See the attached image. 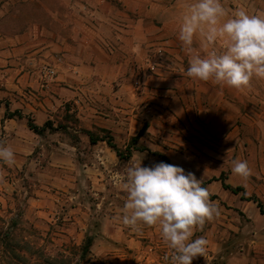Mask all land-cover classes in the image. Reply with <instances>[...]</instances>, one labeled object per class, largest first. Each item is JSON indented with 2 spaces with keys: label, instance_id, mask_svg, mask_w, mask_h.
<instances>
[{
  "label": "rangeland",
  "instance_id": "rangeland-1",
  "mask_svg": "<svg viewBox=\"0 0 264 264\" xmlns=\"http://www.w3.org/2000/svg\"><path fill=\"white\" fill-rule=\"evenodd\" d=\"M157 47L135 70L130 91L104 82L81 85L77 102L49 109L41 118L45 130L30 131L23 149L4 137L7 112L3 116L0 104V145L15 157L11 166L0 162V264H171L173 250L158 226L133 229L121 222L126 169L133 162L141 161L142 167L162 162L153 154L194 172L218 207L219 215L194 232L192 239L203 237L207 245L192 264H264V213L221 185L243 188L264 210V105L239 102L236 112L229 102L218 107L187 95L181 82L187 78L184 61L175 59L180 69L164 51L157 65ZM50 58L41 70L52 67L55 75L43 90L58 74L59 58ZM158 77L172 80L164 87L170 95L156 92L152 80ZM0 91L9 92L2 78ZM88 132L100 139L110 136L125 156L131 147L130 155L119 159L105 141L91 144ZM233 159L247 161L252 170L247 180L232 172ZM88 237L91 246L82 258Z\"/></svg>",
  "mask_w": 264,
  "mask_h": 264
},
{
  "label": "crops",
  "instance_id": "crops-1",
  "mask_svg": "<svg viewBox=\"0 0 264 264\" xmlns=\"http://www.w3.org/2000/svg\"><path fill=\"white\" fill-rule=\"evenodd\" d=\"M187 3L0 0V78L9 88V92L0 91V104L4 106L1 113L20 114L4 118L2 129L9 133L4 137H12L14 144L23 149L31 138L27 120L31 118L41 127V118L49 114V109L63 101L77 102L83 84L90 87L104 82L130 91L135 70L144 65L147 52L157 46L173 56L175 66L187 69L190 57L178 39L180 17ZM223 4L229 11L244 8L250 14H264V0H223ZM52 54L59 58L58 74L55 82L43 90L41 64L51 60ZM175 59L184 61V65ZM181 82L186 85L187 95L201 96L218 107L229 102L236 112L239 102L264 105V79L254 77L244 91L188 76ZM152 85L159 95H170L164 87L172 85V80L158 77ZM124 93L127 98L131 96ZM6 100L9 103L5 104Z\"/></svg>",
  "mask_w": 264,
  "mask_h": 264
},
{
  "label": "clouds",
  "instance_id": "clouds-1",
  "mask_svg": "<svg viewBox=\"0 0 264 264\" xmlns=\"http://www.w3.org/2000/svg\"><path fill=\"white\" fill-rule=\"evenodd\" d=\"M178 39L190 57L189 78L212 81L238 91L250 87L252 79H264V14L244 8L229 11L223 0H188L179 23ZM0 162H15L12 149L0 145ZM232 172L247 180L252 170L247 161L233 159ZM127 193L123 225L158 226L173 254L171 264H192L203 256L207 241L192 239L194 232L219 215L210 193L194 172L164 162L126 169Z\"/></svg>",
  "mask_w": 264,
  "mask_h": 264
},
{
  "label": "trees",
  "instance_id": "trees-1",
  "mask_svg": "<svg viewBox=\"0 0 264 264\" xmlns=\"http://www.w3.org/2000/svg\"><path fill=\"white\" fill-rule=\"evenodd\" d=\"M5 116H6V118H12L14 116L20 117V114L18 112H13V113L7 112V114ZM46 125L47 124H44V126L38 127L35 124H33L31 122V120H29V119L27 120L28 129L30 131H32L33 133H35V134H40L42 131H44ZM87 136L89 137V140H90L91 144H95L98 141H105L106 144L115 152L116 156L119 159L126 158V157H128L130 155L131 147H127L126 148L125 151L127 152V156H125L124 152L116 147V145L114 144V142H113V140H112V138L110 136H107L105 139H103V138L100 139V138H97V137L93 136V134H91L90 132L87 133ZM136 141H137V136L132 139L131 144L135 145L134 143H136ZM135 150L145 151V149H143V148H137ZM153 155L158 156L162 160V162H164L166 164H170V161H169V159L167 157H165V156H163L161 154H153ZM214 180H216V179H214ZM221 185H222V188L224 190H227V191L231 192L232 194H235V195L236 194H241V197H242L243 200H245L247 202H249V201L255 202L257 207L260 210V213H262V214L264 213V210H261V204L258 202V200H256L255 198L247 197L245 195V192H244L243 188H241L239 186H237V187L229 186V185L225 184L223 181L221 182ZM202 187H205V184H202ZM212 197L215 198V196H212ZM91 241H92V239L90 237L86 238V242H85L84 246L81 249V257L82 258L85 257L89 253V248L91 246Z\"/></svg>",
  "mask_w": 264,
  "mask_h": 264
},
{
  "label": "built area",
  "instance_id": "built-area-1",
  "mask_svg": "<svg viewBox=\"0 0 264 264\" xmlns=\"http://www.w3.org/2000/svg\"><path fill=\"white\" fill-rule=\"evenodd\" d=\"M155 53L158 55L159 59H161V56L164 54V50L162 47L158 46L156 48ZM162 63H163V59H161L160 63H158L157 65L160 66ZM54 75H55V70L52 67H46L44 70H42L41 72V80L43 82L42 85L46 84L47 81L53 79Z\"/></svg>",
  "mask_w": 264,
  "mask_h": 264
}]
</instances>
